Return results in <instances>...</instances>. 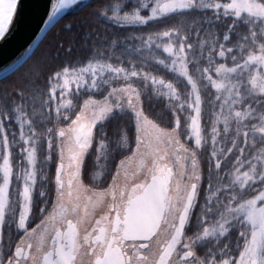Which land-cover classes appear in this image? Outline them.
<instances>
[{
    "label": "snow or ice",
    "instance_id": "1",
    "mask_svg": "<svg viewBox=\"0 0 264 264\" xmlns=\"http://www.w3.org/2000/svg\"><path fill=\"white\" fill-rule=\"evenodd\" d=\"M46 16L52 50L0 77V264H264V0Z\"/></svg>",
    "mask_w": 264,
    "mask_h": 264
},
{
    "label": "water",
    "instance_id": "2",
    "mask_svg": "<svg viewBox=\"0 0 264 264\" xmlns=\"http://www.w3.org/2000/svg\"><path fill=\"white\" fill-rule=\"evenodd\" d=\"M51 2L52 0H23L21 23L6 41H0V77L13 74L12 66L16 61L22 56L31 55L53 27L49 26L46 32H40V28L44 27L41 21L47 18Z\"/></svg>",
    "mask_w": 264,
    "mask_h": 264
},
{
    "label": "trees",
    "instance_id": "3",
    "mask_svg": "<svg viewBox=\"0 0 264 264\" xmlns=\"http://www.w3.org/2000/svg\"><path fill=\"white\" fill-rule=\"evenodd\" d=\"M73 15L74 14L72 13V11L69 10V12L65 13L64 17H61V19L63 20L64 23H67L69 20L73 19ZM77 15H79L80 17H84L86 15V13L81 12V13H78ZM60 27H61V25L57 23V24L53 25V27L47 32V34L44 36V38L38 44V46L36 47L34 52L31 54L33 60L41 58L42 55H44V54H46L52 50V47L54 44L53 37H55L60 32ZM31 63H32V60H30L29 64L25 65V67L30 66ZM23 70L24 69H21V71H23ZM161 74H164L166 79H173L174 78L173 74H170V73L161 72ZM16 75H18V73L11 74L10 76H8L9 80L15 79ZM181 87H183V85H181ZM162 108H163V104L162 103L158 104L155 108V113L160 114ZM149 114L151 115L152 113L150 112ZM204 119H205V122L208 121L207 107L205 108ZM115 127H116V125H112L113 130L115 129ZM205 159H206V154H201V160L203 161ZM40 160H41V164H43V155H41ZM53 171H54V169H53Z\"/></svg>",
    "mask_w": 264,
    "mask_h": 264
},
{
    "label": "flooded vegetation",
    "instance_id": "4",
    "mask_svg": "<svg viewBox=\"0 0 264 264\" xmlns=\"http://www.w3.org/2000/svg\"><path fill=\"white\" fill-rule=\"evenodd\" d=\"M34 226V225H33Z\"/></svg>",
    "mask_w": 264,
    "mask_h": 264
}]
</instances>
